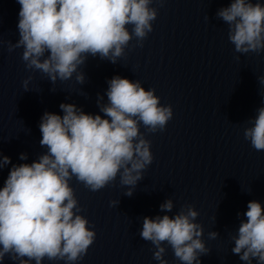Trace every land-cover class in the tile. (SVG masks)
Returning <instances> with one entry per match:
<instances>
[{"label":"clouds","instance_id":"1","mask_svg":"<svg viewBox=\"0 0 264 264\" xmlns=\"http://www.w3.org/2000/svg\"><path fill=\"white\" fill-rule=\"evenodd\" d=\"M19 40L9 42V51L23 48L27 69L40 71L54 84L75 75L88 56H99L113 64L124 56L133 37L137 46L153 31L158 16L153 3L166 0H17ZM217 18L228 26V39L237 53L264 51V3L261 0H231L220 8ZM209 20L208 17H206ZM131 25V31L128 26ZM47 54V55H46ZM32 77L23 81L28 91ZM264 84V76L259 78ZM107 103L98 97L100 114H87L75 104L61 103L63 115L45 112L39 129L41 147L47 151L31 163L12 165L0 188V264L5 257L19 264L64 261L75 264L83 259L96 233L88 227L70 181L75 178L92 192L99 191L120 177L132 196L144 171L153 162L151 142L141 132L162 131L172 118L171 106H164L155 89H145L139 80L114 76L107 81ZM244 129V138L256 151H264V106L257 110ZM106 117V118H105ZM20 160H27L21 153ZM11 163L0 153V169ZM113 205L117 201L111 202ZM167 199L161 212H172ZM240 215L239 213L237 214ZM231 251L246 264H264V207L253 200L247 204ZM194 206L186 205L174 216L144 217L141 238L155 247L153 259H164L168 245L182 264H200L209 253L202 239L203 226ZM210 239L218 233L210 232Z\"/></svg>","mask_w":264,"mask_h":264},{"label":"water","instance_id":"2","mask_svg":"<svg viewBox=\"0 0 264 264\" xmlns=\"http://www.w3.org/2000/svg\"><path fill=\"white\" fill-rule=\"evenodd\" d=\"M220 264H246V262L241 261L238 255L232 253L228 258H226ZM252 264H256V261L253 260Z\"/></svg>","mask_w":264,"mask_h":264}]
</instances>
